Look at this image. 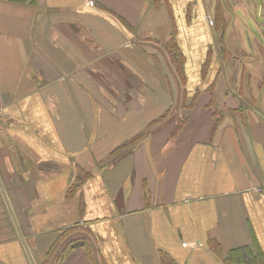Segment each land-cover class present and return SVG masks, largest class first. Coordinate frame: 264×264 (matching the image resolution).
<instances>
[{"label":"crops","instance_id":"crops-1","mask_svg":"<svg viewBox=\"0 0 264 264\" xmlns=\"http://www.w3.org/2000/svg\"><path fill=\"white\" fill-rule=\"evenodd\" d=\"M212 25L205 0H0V264H264V112Z\"/></svg>","mask_w":264,"mask_h":264},{"label":"flooded vegetation","instance_id":"flooded-vegetation-1","mask_svg":"<svg viewBox=\"0 0 264 264\" xmlns=\"http://www.w3.org/2000/svg\"><path fill=\"white\" fill-rule=\"evenodd\" d=\"M221 1L223 28L221 44H216L218 36L214 29L213 31L215 36L214 47H216L215 50L217 51L219 60L222 61V75L235 82L237 92L244 95L252 103L253 109L264 112V70H262V68H264V0ZM234 6L238 10L242 8L244 11L248 12L252 18L251 22H253L254 25L252 28L243 26L242 31L246 37L240 36L237 42L232 44L229 43L227 39L229 36L228 12H230L229 8ZM250 35L254 36V38H252V36L250 38ZM227 61L232 62L234 68L236 66L240 67L239 76L229 77L228 74L232 75V73L226 69L225 64ZM248 66L260 68V77H255L249 72L247 69ZM256 80L260 81V83H255Z\"/></svg>","mask_w":264,"mask_h":264},{"label":"rangeland","instance_id":"rangeland-1","mask_svg":"<svg viewBox=\"0 0 264 264\" xmlns=\"http://www.w3.org/2000/svg\"><path fill=\"white\" fill-rule=\"evenodd\" d=\"M219 6H222L221 0H205L206 10L212 16L213 22L215 20L214 19L215 15L217 14V12H219V8H220ZM191 7H192V9H194V6H191ZM229 9H230V12H228V21H229L228 35L229 36L227 39H228L229 43L233 44V43L237 42V40L240 36H243L244 38L246 37L244 32L242 31L243 26L248 27V28H252L254 24H253V22H251V20H252L251 16L248 14V12L244 11L242 8H240V10H238L234 6V7H230ZM212 26L214 27V25H212ZM251 36L252 35H250V38H251ZM252 38H254V36H252ZM253 65H255V64H253ZM225 66H226V69H228L232 73V75L228 74L229 77L230 76L234 77V76L240 75V67L239 66H236L234 68L233 63L229 62V61H227ZM247 69L255 77L256 76L260 77V74H261L260 68L248 66ZM262 70H264V68H262ZM255 83H260V81L256 80ZM256 90L258 91L257 88H256Z\"/></svg>","mask_w":264,"mask_h":264},{"label":"trees","instance_id":"trees-1","mask_svg":"<svg viewBox=\"0 0 264 264\" xmlns=\"http://www.w3.org/2000/svg\"><path fill=\"white\" fill-rule=\"evenodd\" d=\"M14 1H18V2H27L29 1L31 4H35L36 0H14ZM219 12H217V14L214 17V30L216 32V35L218 36V41L216 44H221L222 41V35H223V28H222V6H219ZM175 32H176V28H174V35L172 36V38L167 42L166 44V49L168 51V54L170 56L171 62L173 64V66L175 67L179 77L182 80H185V55L183 54L178 42L176 41L175 38ZM210 58V57H209ZM209 61V59H208ZM195 103V102H193ZM185 119L182 118V120H180L178 126H177V130H181L185 124ZM142 136H144V133L136 136L135 138H133L131 141L125 143L127 144H132L134 142H136L138 139H140ZM125 145V146H126ZM123 147V146H122ZM122 147L120 149H122ZM118 149V150H120ZM246 251H248L246 249ZM243 256V251L242 250H235L233 252V256L228 258L226 261V264H236V260H238L237 258H241ZM241 262V259H239Z\"/></svg>","mask_w":264,"mask_h":264},{"label":"built area","instance_id":"built-area-1","mask_svg":"<svg viewBox=\"0 0 264 264\" xmlns=\"http://www.w3.org/2000/svg\"><path fill=\"white\" fill-rule=\"evenodd\" d=\"M260 190V189H259Z\"/></svg>","mask_w":264,"mask_h":264}]
</instances>
